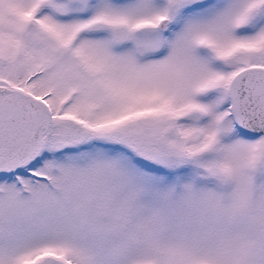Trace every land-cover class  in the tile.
<instances>
[{"label": "snow or ice", "instance_id": "snow-or-ice-1", "mask_svg": "<svg viewBox=\"0 0 264 264\" xmlns=\"http://www.w3.org/2000/svg\"><path fill=\"white\" fill-rule=\"evenodd\" d=\"M0 264H264V0H0Z\"/></svg>", "mask_w": 264, "mask_h": 264}]
</instances>
